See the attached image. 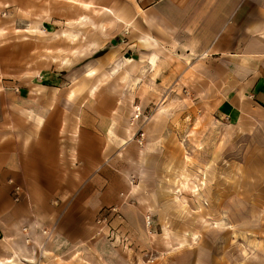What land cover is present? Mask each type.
<instances>
[{
    "label": "crops",
    "instance_id": "obj_1",
    "mask_svg": "<svg viewBox=\"0 0 264 264\" xmlns=\"http://www.w3.org/2000/svg\"><path fill=\"white\" fill-rule=\"evenodd\" d=\"M100 26L107 39L87 41ZM126 28L127 48L115 40ZM18 34L27 38L14 42ZM32 36L83 47L65 58L69 70L38 79L12 69L14 48L24 51ZM60 76L68 85L54 84ZM146 84L150 93L224 95L219 109L231 116L264 115V0H0V264L102 242L110 235L97 222L105 208L119 209L112 223L144 224L154 145L135 149L134 106L124 117L98 95L138 94Z\"/></svg>",
    "mask_w": 264,
    "mask_h": 264
},
{
    "label": "rangeland",
    "instance_id": "obj_2",
    "mask_svg": "<svg viewBox=\"0 0 264 264\" xmlns=\"http://www.w3.org/2000/svg\"><path fill=\"white\" fill-rule=\"evenodd\" d=\"M104 27L88 29L87 41H105ZM26 38L18 34L12 40ZM28 38L33 39L31 46L22 47L24 51L18 45L14 48L12 69L30 70L38 79L52 71L69 70L74 63L63 65L68 61L65 58L83 47L80 41L76 45L61 41L57 46L52 37ZM115 40L127 48L131 29ZM75 64L82 67L80 62ZM101 66L107 69L106 64ZM101 80L94 82L101 85ZM67 82L60 76L54 84ZM149 89L146 84L138 94L98 95L122 107L117 112L124 117L130 106L141 108L139 118L144 114L137 122L136 111L127 113L134 127L135 149L153 144L152 155H156L150 161L155 167L153 176L142 183L146 205L139 209L144 224L117 216L112 223L110 217L106 228L110 235L100 237L102 242L97 237L72 253L20 254L24 264H264V115L259 118L238 111L231 116L219 109L224 95L193 94L188 88L173 94L150 93ZM141 122H145L142 127ZM141 131L145 136L139 142ZM150 133L154 141L148 140ZM128 202L137 205L135 200ZM148 215L150 227L145 225ZM120 229L128 230L125 237H117Z\"/></svg>",
    "mask_w": 264,
    "mask_h": 264
},
{
    "label": "built area",
    "instance_id": "obj_3",
    "mask_svg": "<svg viewBox=\"0 0 264 264\" xmlns=\"http://www.w3.org/2000/svg\"><path fill=\"white\" fill-rule=\"evenodd\" d=\"M7 15L6 12H1V16L5 17ZM136 114H135V118H138L141 115V109L139 106H136L135 108ZM140 138L138 139L139 142H142L145 136V133L143 131L140 132ZM18 190V189H17ZM111 213L114 214H119V209L117 207H112L108 210L102 211V213L99 215L97 222L99 224H104V225H108L110 222V217H111ZM146 222L148 223V225H151V216L148 215L146 216Z\"/></svg>",
    "mask_w": 264,
    "mask_h": 264
},
{
    "label": "bare ground",
    "instance_id": "obj_4",
    "mask_svg": "<svg viewBox=\"0 0 264 264\" xmlns=\"http://www.w3.org/2000/svg\"><path fill=\"white\" fill-rule=\"evenodd\" d=\"M29 26V25H28ZM147 226L149 227L150 225H148V223L146 222ZM40 237V236H39Z\"/></svg>",
    "mask_w": 264,
    "mask_h": 264
}]
</instances>
